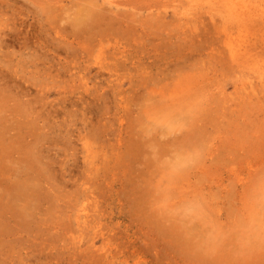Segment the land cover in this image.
<instances>
[{
	"label": "rangeland",
	"instance_id": "374dc122",
	"mask_svg": "<svg viewBox=\"0 0 264 264\" xmlns=\"http://www.w3.org/2000/svg\"><path fill=\"white\" fill-rule=\"evenodd\" d=\"M234 1L0 0V264H264V0L224 33Z\"/></svg>",
	"mask_w": 264,
	"mask_h": 264
},
{
	"label": "bare ground",
	"instance_id": "6f19581e",
	"mask_svg": "<svg viewBox=\"0 0 264 264\" xmlns=\"http://www.w3.org/2000/svg\"><path fill=\"white\" fill-rule=\"evenodd\" d=\"M58 3V2H57ZM247 1L246 0H239V1H234L232 4H231V8L227 9L226 11L228 12V14L226 15V17L222 18L221 21H222V26L224 27V33H226V31L228 30L227 28H225V25L224 23L227 22L228 24H231V25H234V28H237L239 32H243L245 30H247L249 28V25H252V26H255V25H260V26H263L262 23L260 21H258L259 19L261 20V18H258L257 20L255 19H252L254 17H251V14H249V12L245 11L246 7H247ZM83 5H86V4H83ZM95 4L93 3H89L84 9H83V16L81 18H79V22L82 24L83 27L85 26H91L93 24H100L102 22V20L106 19V16L104 15V9H101L99 8L100 10L96 9L95 8ZM98 7V6H97ZM106 10V9H105ZM107 11V10H106ZM264 12V11H263ZM107 14V13H106ZM249 14V16H247ZM114 16V15H113ZM261 17H264V14L261 16ZM97 21V22H96ZM106 22V21H104ZM77 23V22H75ZM113 23V22H112ZM104 24V23H103ZM107 24V23H105ZM85 25V26H84ZM93 26L94 29L96 30V27H98L97 25L96 26ZM236 25V26H235ZM102 26V25H101ZM112 26V25H111ZM89 27H85L86 29L89 30ZM103 27V26H102ZM85 28H83L85 30ZM91 28V27H90ZM108 28V27H107ZM111 28V27H110ZM114 29V28H113ZM117 30V29H116ZM97 31V30H96ZM87 32V30H86ZM89 32V31H88ZM101 32V31H100ZM92 33V32H90ZM95 33V32H94ZM89 34V33H88ZM93 35V34H92ZM3 44V43H2ZM233 58H235V56H233ZM100 62V61H99ZM1 96V95H0ZM7 99V98H6ZM1 101V100H0ZM5 102V100L3 101ZM4 104V103H3ZM177 105V104H176ZM4 106V105H2ZM9 111V110H8ZM5 112V111H4ZM3 113V112H2ZM6 115V114H5ZM8 117V116H7ZM3 120V119H2ZM1 120V121H2ZM6 122V121H5ZM4 128V127H3ZM201 137V136H200ZM193 139V138H192ZM187 165V164H186ZM2 172V171H1ZM8 172V171H7ZM5 173V172H4ZM6 174V173H5ZM22 174V173H21ZM27 175V171L25 173ZM22 177V176H21ZM30 179V178H29ZM9 180V179H8ZM2 181V180H1ZM0 181V182H1ZM31 181V180H30ZM10 182V181H9ZM22 183V182H21ZM16 184V183H15ZM18 184V182H17ZM36 184V183H34ZM33 185V184H31ZM23 186V185H22ZM27 186V185H26ZM24 186V187H26ZM35 186V185H34ZM2 187V186H1ZM17 188V187H16ZM33 188V187H32ZM3 189V188H2ZM1 189V190H2ZM22 189V188H21ZM31 189V188H30ZM11 190V189H10ZM24 190V189H23ZM23 190L21 191L20 190V193L25 194L23 192ZM34 190V189H33ZM38 190V189H37ZM18 191V190H17ZM14 193V192H13ZM36 193V192H35ZM7 194V192H6ZM16 194V193H15ZM18 194V193H17ZM33 194V192H32ZM38 194V193H37ZM11 195V193H10ZM28 195V194H27ZM30 195V194H29ZM13 196V194H12ZM32 196V195H31ZM37 196V195H36ZM3 197V196H2ZM17 197V196H16ZM20 197V196H19ZM38 197V196H37ZM36 197V199H37ZM31 198V197H29ZM35 198V197H34ZM9 199V198H8ZM14 199V198H13ZM23 199V197H22ZM7 200V199H6ZM27 200V199H26ZM25 200V201H26ZM12 201V200H11ZM23 201V200H22ZM14 203V202H13ZM3 204V203H2ZM26 205V203H24ZM20 205V204H19ZM28 205V204H27ZM30 206V205H29ZM23 207V206H22ZM27 206H25L26 208ZM29 208V207H28ZM27 209V208H26ZM2 214V212H1ZM5 214V213H4ZM23 214V212H22ZM26 215V214H25ZM29 216V214H28ZM1 219V218H0ZM21 220V219H20Z\"/></svg>",
	"mask_w": 264,
	"mask_h": 264
}]
</instances>
